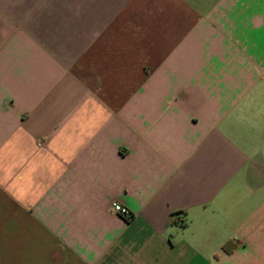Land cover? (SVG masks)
<instances>
[{
    "label": "crops",
    "instance_id": "0c3cea01",
    "mask_svg": "<svg viewBox=\"0 0 264 264\" xmlns=\"http://www.w3.org/2000/svg\"><path fill=\"white\" fill-rule=\"evenodd\" d=\"M260 25L264 0H0V264H264Z\"/></svg>",
    "mask_w": 264,
    "mask_h": 264
},
{
    "label": "rangeland",
    "instance_id": "374dc122",
    "mask_svg": "<svg viewBox=\"0 0 264 264\" xmlns=\"http://www.w3.org/2000/svg\"><path fill=\"white\" fill-rule=\"evenodd\" d=\"M218 11H221V10H218ZM221 12H223V11H221ZM225 11L222 13V14H224L225 15ZM221 14L219 13V14H215L214 16H215V18L213 19L214 20V22L215 23H217V25L218 24H220L219 23V16H220ZM225 19V18H224ZM222 25V24H221ZM220 26V25H219ZM228 27H231V29H228V32H229V36L231 37V39L236 43V45L239 47V48H243V49H246L247 47H246V43H245V41L243 40V34H241V36H242V38H241V36H239V33H240V30H238V28L236 27H233L232 26V24H228L227 25ZM226 26V27H227ZM235 26V25H234ZM227 27V28H228ZM260 30L261 31H263L264 32V27H262V25H260ZM261 41L262 40H260V41H255L256 42V44L257 45H259V44H261ZM254 58H259V61L258 62H260L261 63V65L262 66H264V58L263 57H261V56H254Z\"/></svg>",
    "mask_w": 264,
    "mask_h": 264
},
{
    "label": "trees",
    "instance_id": "16d2710c",
    "mask_svg": "<svg viewBox=\"0 0 264 264\" xmlns=\"http://www.w3.org/2000/svg\"><path fill=\"white\" fill-rule=\"evenodd\" d=\"M235 244H233V242L232 241H228L227 243H225L223 246H222V249L226 252V253H228V254H230L231 252H232V250L235 248Z\"/></svg>",
    "mask_w": 264,
    "mask_h": 264
},
{
    "label": "built area",
    "instance_id": "2783aa9c",
    "mask_svg": "<svg viewBox=\"0 0 264 264\" xmlns=\"http://www.w3.org/2000/svg\"><path fill=\"white\" fill-rule=\"evenodd\" d=\"M117 213L125 218L130 217L129 211L125 207H120L117 209Z\"/></svg>",
    "mask_w": 264,
    "mask_h": 264
}]
</instances>
